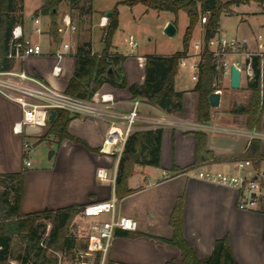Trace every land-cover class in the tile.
<instances>
[{
    "label": "crops",
    "instance_id": "1",
    "mask_svg": "<svg viewBox=\"0 0 264 264\" xmlns=\"http://www.w3.org/2000/svg\"><path fill=\"white\" fill-rule=\"evenodd\" d=\"M42 1L26 9V0H22V21L16 23L22 27L25 38H31L40 44L42 53L13 60V67L9 70L25 71L37 76L51 88L64 92L75 68L74 54L77 46L89 41L93 53L102 50L103 27L99 25V21L104 14L95 22L91 7V26L85 31L81 30L78 17L71 13L75 10L70 9L65 2L60 3V7L64 5L69 11L60 13L58 10V21L63 14L68 13L78 23V27L72 34L58 36L53 40L49 34V17L40 14L33 16ZM250 2L257 5L249 8ZM235 5L237 11L232 9L234 5L229 7L230 15H236L237 18L233 38H246V50L256 52L260 42L258 36L264 37V4L249 0ZM244 6L248 8L243 9ZM108 10L104 9V12ZM35 17L40 20V36L33 33L31 20ZM95 27L100 29L99 40L102 43L101 49L96 51L91 40ZM61 38L70 42L72 49L58 61L53 54ZM110 52L124 57L121 74L125 77L127 86L115 88L105 83L91 100H98L102 93H111L115 99L111 110L125 113L130 109L132 100L138 99L141 104L134 131L161 129L162 136L160 165L153 167L136 164L127 180V187L131 192L117 199L119 203L115 215L135 219L138 228L134 232H128V236L114 235L105 264H169L176 261L179 258L178 249L160 243L157 238L171 236L169 215L179 198L182 201L183 237L198 258L209 256L216 240L224 238L238 264H264V203L256 209L240 210L236 206L237 192L234 188L214 184L196 176V171L205 170L235 173L236 162L246 159L244 154L251 140L256 139L258 157L255 163L252 161V167L245 169V173L264 190V108L258 130L247 127L244 114L233 112L248 102L247 81L242 86V97L235 94L237 89L229 86L231 98H223L224 94L219 93V104L211 107L210 120L198 122L194 84L186 85L182 81L179 85L178 71L174 88L182 93L183 112L169 114L142 98H133L129 90L130 86H140L144 82L145 56L120 54L112 43ZM235 60L233 55L227 58L229 64ZM55 64L62 68L58 77L51 74ZM224 77L229 81L228 71ZM243 80L240 78V85ZM224 90L229 91L226 88ZM20 115L19 106L0 95V174L24 172L20 203L23 214L44 209L84 206L115 196L114 181L119 157L112 149L102 145L108 128L107 120L75 117L68 123L66 131L77 141L63 139L58 142L54 136L46 134L47 127L39 131V135L13 133V124L19 120ZM197 131L206 135L205 149L211 153L212 158L199 159L201 152L197 151L194 135ZM24 139L32 144L51 141L54 144L50 155L51 163L35 167L31 163L25 167L21 156ZM96 168H104L113 181L98 180L95 177ZM117 231L119 230L115 232Z\"/></svg>",
    "mask_w": 264,
    "mask_h": 264
},
{
    "label": "trees",
    "instance_id": "2",
    "mask_svg": "<svg viewBox=\"0 0 264 264\" xmlns=\"http://www.w3.org/2000/svg\"><path fill=\"white\" fill-rule=\"evenodd\" d=\"M91 0H43L41 6L34 11L33 16L49 17V34L53 40L58 37L57 15L58 6L65 2L72 10H78L80 15L92 13ZM249 0H121L119 3L128 7L141 4L155 11H168L177 14L183 10L188 18V25L182 39V49L170 56H145V75L142 85H132L129 90L133 98H142L155 105L160 110L176 114L183 112L182 93L174 88V79L178 71L179 60L186 56L189 42L195 26L203 16L202 41L204 43L201 59L198 63L197 80L193 91L197 94L196 120L208 122L211 118L209 95L221 88L220 82L224 75L223 62L226 56H214L208 49V42L215 37L219 29L222 14L230 15L229 7ZM260 4L264 0H253ZM85 6H78L79 3ZM22 0H0V71L13 67V59L7 58L11 47V31L16 23L22 21ZM201 23V22H200ZM118 26L117 11L112 10V16L103 28L100 52L93 53L90 42L77 46L75 68L64 93L81 100H91L100 87L107 83L115 88L127 86L122 73L124 57L111 53V41ZM260 59L252 58L254 77L248 81V102L245 106L233 110L234 113L246 116V125L250 129H260L261 116L264 108V78L259 79ZM111 70V71H110ZM76 114L58 110L47 126V135L54 136L58 142L63 139L77 141L66 131L68 123ZM200 160L212 158L205 149L206 135L194 133ZM161 129L134 131L126 141L118 159L117 172L114 181L116 198H121L131 192L127 180L137 164L158 167L160 165ZM244 157L256 162L258 157V141L252 139ZM198 158V157H197ZM23 171L12 174H0V264H57V254L64 253L71 245L69 237L70 225L80 214L82 206H71L63 209H44L35 213L23 214L20 203L23 194ZM264 213V209H263ZM50 224L46 230V224ZM169 225L172 234L169 238H157L163 244L178 249L179 258L169 264H238L232 256L229 245L224 238L216 240L211 254L198 258L193 248L183 237L182 231V201L177 199L169 215ZM46 234V235H45ZM115 235L128 236L127 231H117ZM45 236V237H44ZM44 238V239H43ZM42 243V245L40 244ZM99 256L95 258L98 264Z\"/></svg>",
    "mask_w": 264,
    "mask_h": 264
},
{
    "label": "built area",
    "instance_id": "3",
    "mask_svg": "<svg viewBox=\"0 0 264 264\" xmlns=\"http://www.w3.org/2000/svg\"><path fill=\"white\" fill-rule=\"evenodd\" d=\"M107 20L105 16H102L99 25L104 28ZM31 21L34 35L40 36L42 29L39 18L35 17ZM205 21L206 16H203L200 22L204 23ZM77 27L78 23L68 13L63 14L60 20L57 21L58 36L70 35L77 30ZM258 39H260V42L256 52L246 50V38L225 39L217 35L208 42V49L214 56H235L236 60L231 64L239 69L240 78L247 82L254 77L252 58L258 56L260 59L259 79L262 82L264 78V37L258 36ZM127 44L131 50L136 47V43L131 37L128 38ZM203 45L202 39L200 42H196L193 45L194 52L188 53L187 51L186 56L181 58L178 63V67L186 66V59L189 57L195 58L194 62L188 66L192 73L191 80L194 82L197 80L198 63L201 59ZM71 49L72 44L61 38L53 55L60 61ZM41 53L40 44L31 38H25L22 27L15 25L11 31V47L7 53V58L22 60L27 56H37ZM231 64L225 59L223 62L224 74L227 71L229 73ZM61 70V66L55 64L52 67L51 74L58 77ZM0 95L19 106L21 115L12 127L13 133L17 135H39V131L48 126V115L51 110H55V112L64 110L78 116L107 120L108 128L102 145L105 148L112 149L118 154V157H120L127 139L135 130L141 104L138 99H133L127 112H114L111 109L115 105V99L111 93L100 94L98 100L77 99L51 88L37 76L22 70L0 71ZM32 151V143L28 139H24L21 144V156L25 167L31 164L29 156ZM247 167H252V161L243 159L236 162V171L233 174L205 170L197 172L196 176L214 184L234 188L237 192L236 206L238 209H256L264 203V190L259 187L256 180L247 176L245 173ZM95 177L100 181H113L104 168H96ZM116 203L117 198L112 195L107 200L82 206L80 212L82 216L93 221L87 235L85 250L80 252L70 264H95L97 255L99 256L98 264H105L115 231L134 232L137 230L138 223L135 219L115 215ZM101 216H108V218L100 219ZM40 244L42 245V243ZM57 264H60L59 260Z\"/></svg>",
    "mask_w": 264,
    "mask_h": 264
},
{
    "label": "rangeland",
    "instance_id": "4",
    "mask_svg": "<svg viewBox=\"0 0 264 264\" xmlns=\"http://www.w3.org/2000/svg\"><path fill=\"white\" fill-rule=\"evenodd\" d=\"M40 0H26V9H29L35 5ZM121 0H91L90 5L94 10V21L97 22L98 18L104 13V9H109L112 11L116 9L118 26L112 37V45L115 47L116 51L120 54L126 55H143V56H170L182 49V39L184 31L188 25V18L183 10L174 14L168 11H155L153 9H148L147 7L136 4L133 7H128L119 3ZM222 1V0H221ZM231 1V0H223ZM264 4V3H262ZM257 5L254 2L249 3V8ZM85 6L81 2L78 5ZM246 7V6H244ZM243 9H247L248 7ZM234 11L236 10V5L232 7ZM59 12H67L68 8L64 5L58 6ZM103 11V12H102ZM73 16L78 17L79 26L81 30H89L91 26V17L87 14L80 15L78 10L71 12ZM81 16V17H79ZM57 18L58 15H57ZM81 22V23H80ZM171 23L174 26V33L168 36L164 33V28L166 24ZM237 27L236 15H226L222 14L219 21V36L221 38L230 39L235 36V31ZM202 22L198 23L193 32L189 42L188 53L194 52L193 45L196 42H200L202 39ZM100 29L95 27L92 31V47L93 49L99 50L102 47V43L99 40ZM131 37L136 43V47L131 50L127 44L128 38ZM230 55L226 56V59ZM195 58L189 57L186 59V66L179 67L177 80L179 82H184L186 85H193L194 81L191 80V71L189 69V64L194 62ZM232 60V58L230 59ZM21 66V65H20ZM246 80L241 81V88L237 89V93L242 97L243 93L241 90L242 86H245ZM221 88L218 90L219 93L224 94L223 98H231V91L229 88V81L223 76L220 82ZM229 91H225L224 89ZM237 97V95H235ZM249 98V94L247 96ZM43 138V137H42ZM33 151L30 153L29 159L32 166H48L51 163L50 152L54 149V144L51 141H42L41 143L32 144ZM264 171V163L262 164ZM198 171H196L197 173ZM116 203V207L118 206ZM108 216H101L100 219H106ZM92 219L85 218L82 214H78L69 229V237L72 239V245L62 254H57V258L60 264H70V262L78 256V254L85 250L86 240L89 232ZM47 223V222H46ZM50 224H46V230H48Z\"/></svg>",
    "mask_w": 264,
    "mask_h": 264
},
{
    "label": "water",
    "instance_id": "5",
    "mask_svg": "<svg viewBox=\"0 0 264 264\" xmlns=\"http://www.w3.org/2000/svg\"><path fill=\"white\" fill-rule=\"evenodd\" d=\"M104 16L109 19L112 16V11H105ZM175 29L173 24L168 23L166 24L165 28H164V33L168 36H171L174 33ZM111 71V70H110ZM229 86L232 89H238L240 87V71L239 69L234 65L231 64L229 66ZM219 92H212L209 95V104L210 106L213 107H217L219 104ZM55 110H51L49 115H48V122H51L55 116ZM52 154V151L50 152V155ZM75 264H82V263H75Z\"/></svg>",
    "mask_w": 264,
    "mask_h": 264
}]
</instances>
